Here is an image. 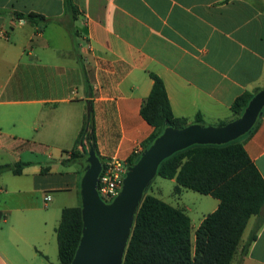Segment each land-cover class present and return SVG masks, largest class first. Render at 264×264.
Returning a JSON list of instances; mask_svg holds the SVG:
<instances>
[{
    "label": "crops",
    "instance_id": "crops-1",
    "mask_svg": "<svg viewBox=\"0 0 264 264\" xmlns=\"http://www.w3.org/2000/svg\"><path fill=\"white\" fill-rule=\"evenodd\" d=\"M71 2L73 17L64 0H0V165L24 164L22 181L0 174V221L8 226L0 264H50L53 248L57 256L55 230L61 210L79 201L90 133L100 162L126 163L144 150L153 128L139 111L150 74L187 125L198 115L201 126L228 123L233 101L264 87V0ZM28 14L44 21L30 24ZM239 139L264 181V107ZM76 143L85 157L69 161ZM174 208L189 218L193 245L206 215L191 239V210ZM259 221L248 220L230 264H264V219L246 245Z\"/></svg>",
    "mask_w": 264,
    "mask_h": 264
},
{
    "label": "trees",
    "instance_id": "trees-1",
    "mask_svg": "<svg viewBox=\"0 0 264 264\" xmlns=\"http://www.w3.org/2000/svg\"><path fill=\"white\" fill-rule=\"evenodd\" d=\"M64 6L70 16H75L76 8L71 0H64ZM22 18L30 24L44 21L36 14ZM150 78L152 86L139 113L153 131L144 141L143 149L149 147L164 128L181 129L187 126L185 120L173 116L162 81L153 74ZM252 97L251 93H243L233 101L230 111L234 119L242 114ZM194 123L203 125L199 115ZM84 157L76 143L70 151L69 161L75 162ZM138 157L132 155L126 164L133 165ZM23 165H0V174L11 172L19 175ZM156 176L174 179L175 194L184 189L212 197L218 201L217 208L206 215L195 230L192 245L189 218L181 210L143 194L122 264H230L248 220L253 216L260 221L255 224L246 245L254 240L264 219V181L239 138L226 144L193 145L178 151L161 162ZM81 230L80 205L63 208L55 230L59 264H70Z\"/></svg>",
    "mask_w": 264,
    "mask_h": 264
},
{
    "label": "water",
    "instance_id": "water-1",
    "mask_svg": "<svg viewBox=\"0 0 264 264\" xmlns=\"http://www.w3.org/2000/svg\"><path fill=\"white\" fill-rule=\"evenodd\" d=\"M263 107L264 87L253 95L238 118L224 125L193 123L181 129L164 128L126 168L121 189L108 203L97 194L101 162L90 133L78 183L82 230L70 264H122L135 213L161 162L193 145H221L240 138L252 129Z\"/></svg>",
    "mask_w": 264,
    "mask_h": 264
},
{
    "label": "rangeland",
    "instance_id": "rangeland-1",
    "mask_svg": "<svg viewBox=\"0 0 264 264\" xmlns=\"http://www.w3.org/2000/svg\"><path fill=\"white\" fill-rule=\"evenodd\" d=\"M30 161H34L33 155H26ZM4 174L7 173V178H9V183L13 184L14 182L24 180L23 177L13 175L11 172H3ZM1 173V174H3ZM174 183H172L169 179H164L159 176H155L152 181L149 183L148 187L145 189L144 194L154 196L165 203H168L174 207L180 208H188L190 209V219H191V239L193 237V232L197 225L198 219L201 215H207L210 212L212 202L214 199L210 196L201 195L195 193L190 190H182L180 195H176L173 193ZM15 200L10 199V205L14 204ZM79 204V201L75 202V206ZM14 214V213H13ZM7 216V215H6ZM8 226L4 224L3 221H0V230L3 229V232L6 233ZM48 257L47 261L50 264H59L57 256H56V249L53 248L51 252H47Z\"/></svg>",
    "mask_w": 264,
    "mask_h": 264
},
{
    "label": "built area",
    "instance_id": "built-area-1",
    "mask_svg": "<svg viewBox=\"0 0 264 264\" xmlns=\"http://www.w3.org/2000/svg\"><path fill=\"white\" fill-rule=\"evenodd\" d=\"M142 150H134V155H138ZM128 165L117 160H105L101 162V170L97 180V194L105 202H110L119 192L122 180L126 173ZM45 201L50 200L49 195L44 196Z\"/></svg>",
    "mask_w": 264,
    "mask_h": 264
}]
</instances>
